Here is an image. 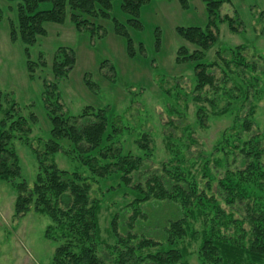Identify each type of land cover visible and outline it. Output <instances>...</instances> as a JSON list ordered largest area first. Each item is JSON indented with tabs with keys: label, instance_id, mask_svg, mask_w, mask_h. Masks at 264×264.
Instances as JSON below:
<instances>
[{
	"label": "trees",
	"instance_id": "1",
	"mask_svg": "<svg viewBox=\"0 0 264 264\" xmlns=\"http://www.w3.org/2000/svg\"><path fill=\"white\" fill-rule=\"evenodd\" d=\"M114 1L17 0L16 20L9 22L10 39L15 41L19 36L28 50L38 36L45 35L44 23H63L67 16L78 30L103 36L105 31L97 22L110 18ZM117 1L119 9L130 16L127 24L139 29V8L149 0ZM176 1L183 9L189 8L188 0ZM201 1L205 26L175 28L176 34L192 47L180 45L176 63H193L192 91L196 96L190 100L196 105L195 122L199 127H205V116L234 112L233 123L221 131L207 154L202 152L194 159L187 156L185 140L177 139L179 143L172 144L169 139L168 148L165 145L168 158L147 171L155 148L147 144L146 134L137 135L134 152L123 154L119 138L123 127L114 125L108 109L84 106L76 115L66 114L54 81H44L42 92L51 128L47 135L32 138L37 117L33 111L24 113L31 105L21 106L11 94L0 92V180L14 189L15 215L22 216L32 209L48 216L50 224L44 236L59 241L51 264H191L192 257L196 264H264V128L254 130L252 118L253 102L264 96V56L255 54L250 60L244 55V47L235 45L217 49L214 59L204 60L218 40V22H226L232 32L239 31L241 24L237 14L220 16V6L229 0ZM2 16L0 9V20ZM112 21L114 32L125 38L127 55L134 57L125 26L115 17ZM155 40L158 48V33ZM40 64L44 65L43 60ZM73 64V51L59 47L52 59L54 77L66 76ZM35 65L28 60L30 76ZM215 70L221 75L218 87ZM227 79L232 86L217 94ZM84 82L95 91L96 83L86 75ZM206 86V93L225 99L223 107L219 108L216 100H207L208 94L199 96ZM191 133L187 127L184 137L192 139ZM14 139L29 146L34 154L32 185L21 177L20 158L12 146ZM59 152L72 156L89 174L59 168L54 159ZM107 181L112 184L93 197L92 184ZM116 194L121 201L112 200L108 206L119 203L123 208L113 211L108 234L102 237L101 203ZM159 203L173 205L176 217L162 226H148L139 219L140 214H146L144 207L157 208ZM222 203L231 210H225ZM130 210L131 216L123 219Z\"/></svg>",
	"mask_w": 264,
	"mask_h": 264
},
{
	"label": "rangeland",
	"instance_id": "2",
	"mask_svg": "<svg viewBox=\"0 0 264 264\" xmlns=\"http://www.w3.org/2000/svg\"><path fill=\"white\" fill-rule=\"evenodd\" d=\"M229 1L220 6V16L227 14L232 17L233 13L237 14L241 24L238 26L239 31L232 32L226 22H218V40L208 50L204 60L214 59L217 49L235 45L243 46L244 55L250 60L255 54L264 56V0ZM16 3L17 0H0L3 12L0 20V92L11 94L21 106L31 105L24 113L33 111L37 117L32 138L47 135L51 128L42 101L44 81L57 83L59 102L66 114L76 115L84 106L108 109V116L114 125L123 127V133L119 136L123 154L134 152L136 143L133 141L140 132L146 134L147 144L155 148L153 161H149L145 167L147 171H152L161 160L168 158L165 145L168 148L169 139L172 144L177 139L185 140L184 144L189 149L187 156L195 159L202 152H210L219 140L221 131L233 123L234 112H230L205 116V127L197 125L196 105L190 100L196 96L195 90L192 91L193 63H176L177 48L180 45L192 47L176 34L175 28L205 26L206 12L201 0H188V9L180 7L176 0H149L139 8V29L127 24L126 19L130 16L119 9L116 0L110 18L97 22L105 31L103 36L96 32L91 34L86 29L78 30L67 16L63 23H44L45 35L38 36L28 50L19 36L15 41L10 39L9 22L16 20ZM112 17L125 26L135 49L134 57L126 53L125 38L114 32ZM157 33L160 41L158 48L155 44ZM59 47L73 51L74 64L66 76L55 78L52 59ZM28 60L36 64L33 76L28 71ZM41 60L44 65L40 64ZM84 75L96 83L94 92L85 85ZM220 76L219 71L215 70V87L220 85ZM225 83L224 89H218L217 94L224 90L227 92L232 86L229 79ZM208 90L206 86L205 93L199 96L208 94ZM217 94H208L207 100H216L220 108L226 101L217 99ZM253 104L254 130L260 131L264 128V96ZM205 107L209 110L208 103H205ZM187 127L192 130L190 137L193 140L184 137ZM12 146L20 158L22 179L32 185L36 161L31 148L15 139L12 140ZM54 159L61 169L89 174L72 156L59 152ZM109 184L112 182L93 183L92 196H100L101 190ZM14 200L15 192L10 183L0 180V264H51L59 241L44 236L50 224L48 216L32 209L17 216L13 210ZM112 200L120 202L121 197L116 194L101 203L99 223L102 237L108 234L106 229L111 214L116 208L119 211V203L108 206ZM222 206L225 210H231L224 203ZM236 208L237 205L233 207ZM144 211L146 214H140L139 219H143L148 226H162L167 219L177 215L175 207L165 203H159L157 208L146 206ZM131 214V210L124 213L123 219L129 218ZM142 216H146V219ZM123 219L119 223H123ZM192 247L195 248V245ZM190 263L196 264L194 257Z\"/></svg>",
	"mask_w": 264,
	"mask_h": 264
}]
</instances>
